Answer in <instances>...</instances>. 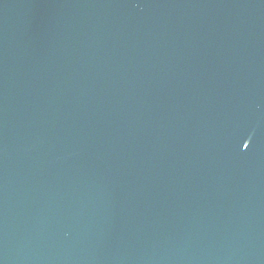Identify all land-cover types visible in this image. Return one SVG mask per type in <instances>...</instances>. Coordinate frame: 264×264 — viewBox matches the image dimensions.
<instances>
[{
  "label": "water",
  "instance_id": "1",
  "mask_svg": "<svg viewBox=\"0 0 264 264\" xmlns=\"http://www.w3.org/2000/svg\"><path fill=\"white\" fill-rule=\"evenodd\" d=\"M0 264H264V0H0Z\"/></svg>",
  "mask_w": 264,
  "mask_h": 264
}]
</instances>
